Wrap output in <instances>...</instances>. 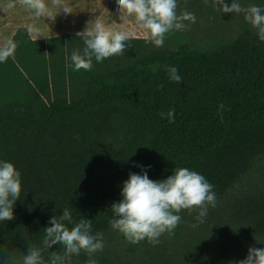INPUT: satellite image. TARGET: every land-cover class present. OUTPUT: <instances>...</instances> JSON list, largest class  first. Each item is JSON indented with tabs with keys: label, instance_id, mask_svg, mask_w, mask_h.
Instances as JSON below:
<instances>
[{
	"label": "trees",
	"instance_id": "1",
	"mask_svg": "<svg viewBox=\"0 0 264 264\" xmlns=\"http://www.w3.org/2000/svg\"><path fill=\"white\" fill-rule=\"evenodd\" d=\"M11 41L15 53L0 63V161L21 172L22 192L15 218L0 221V264H22L32 245L44 264L53 252L63 254V245L45 248L43 240L51 218L66 208L73 217L67 227L91 220L93 235L119 234L134 250L109 223L130 173L159 181L186 167L213 185L219 202L264 159V41L257 32L245 28L214 47L184 41L160 50L134 38L128 41L138 45L123 55L93 57L91 71H75L71 61L73 51L83 52V35L33 40L22 27ZM126 53L131 59L122 64ZM169 65L182 83L169 80ZM169 109L175 122L159 115ZM252 220L191 234L183 244L201 264H239L250 247L264 248V217ZM160 245L153 261L140 264H176L159 256ZM90 259L139 264L84 251L65 264Z\"/></svg>",
	"mask_w": 264,
	"mask_h": 264
},
{
	"label": "clouds",
	"instance_id": "2",
	"mask_svg": "<svg viewBox=\"0 0 264 264\" xmlns=\"http://www.w3.org/2000/svg\"><path fill=\"white\" fill-rule=\"evenodd\" d=\"M22 6L32 11L36 17H46L55 20L61 12L72 13V8L64 0H52L58 11L53 12L46 0H19ZM119 11L121 30H112L97 18L95 24L78 35H83L85 47L81 53L73 51L71 61L75 71L81 69L91 71L93 57L97 62H103L112 56L123 55L126 50V41L137 38L135 32L126 31L129 18L145 30L146 43L155 47H163L166 35L171 31L185 30L188 25L184 22H196L194 13L183 11L177 14V0H116ZM217 9L224 13H243L244 19L257 30L258 37L264 41V9L257 5L242 6L238 0H232L229 6L225 0H213ZM7 7L11 8L10 3ZM29 35L37 39L45 37L42 29L31 25L27 29ZM46 38V37H45ZM16 43L9 40L0 48V63L6 62L16 50ZM155 70V69H153ZM169 80L182 83L183 78L175 66L166 68ZM163 85H161V89ZM220 109L224 108L220 104ZM161 118L170 123L175 122V109L161 112ZM136 166V165H134ZM144 167V166H140ZM150 167V166H148ZM22 192L21 172L10 161H0V221H11L14 217V206L20 199ZM123 199L111 206L114 214L109 221L113 230L121 233L132 244L147 240L156 245L159 238L168 233L174 234L175 228L181 221L178 215L183 210L197 211V220L203 222L208 214L209 206H216V194L213 185L196 171L186 167L175 169L174 175L164 180H152L146 171L143 174L130 173L129 179L124 181L122 189ZM65 221L72 223L70 209H65L59 217L53 216L49 227L44 230L43 244L50 248L54 244H61L64 253L53 252L50 264H65V260L72 255H79L81 251L92 256L104 247L103 233L92 234L91 220L84 219L69 228ZM22 264H44L41 250L31 246L29 253L22 258ZM88 264H96L89 260ZM239 264H264V248L250 247L245 259Z\"/></svg>",
	"mask_w": 264,
	"mask_h": 264
},
{
	"label": "rangeland",
	"instance_id": "3",
	"mask_svg": "<svg viewBox=\"0 0 264 264\" xmlns=\"http://www.w3.org/2000/svg\"><path fill=\"white\" fill-rule=\"evenodd\" d=\"M230 6L232 0H225ZM238 2L247 7L249 5H257L264 9V0H238ZM177 14L183 11L194 13L196 22L191 23L185 21L188 25L185 30L171 31L166 35L163 47H155L151 43L141 42L146 48L167 49L174 47L179 42L193 41L201 47H214L223 42H229L235 39L245 28L257 32L244 19V14L240 13H224L217 9L213 4V0H177ZM132 24L126 30L131 29L136 33L137 38H144L145 30L132 17ZM118 21L123 22L118 18ZM126 47L130 45H138L130 41H126ZM131 55L126 53L120 59L122 64L130 61ZM178 215L181 221L174 230V234H163L156 245L149 243L147 240L141 241L140 248L138 243L132 244L134 250H128L123 243V239L119 234L111 235L103 238L104 247L102 251L96 252L98 255L110 253L113 257H117L121 262H142L143 259L151 260L152 255H158L156 249L162 243L165 247H160L163 253L161 257H171L176 260V264H201V258L196 250L188 252L185 240L192 238L190 235H198L200 231L208 232L212 229L227 231L233 223L238 220L239 224L252 222L254 218L264 217V159L259 161L255 169L248 175L244 176L229 191L228 195L221 201L216 203L213 208L209 206L208 214L203 222L197 220L198 210L189 212L183 210ZM232 221L230 225L229 222ZM230 225V226H229ZM235 227V226H232ZM125 239V238H124ZM126 240V239H125ZM139 244V245H140ZM161 246V245H160ZM203 260V259H202ZM156 264L155 262H151Z\"/></svg>",
	"mask_w": 264,
	"mask_h": 264
},
{
	"label": "crops",
	"instance_id": "4",
	"mask_svg": "<svg viewBox=\"0 0 264 264\" xmlns=\"http://www.w3.org/2000/svg\"><path fill=\"white\" fill-rule=\"evenodd\" d=\"M73 10L72 13L65 14L62 10L56 15L55 20L46 17H36L35 14L21 5L19 0H0V48L6 45V42L12 40L19 28L28 29L35 25L42 29L45 37L38 39H47L67 34H76L84 32L91 28L97 18H99L106 27L112 30H121L118 5L116 0H64ZM13 7H7L9 4ZM48 6L53 12L58 11L53 6L52 0H46ZM132 17L129 18L131 25ZM126 30V29H123ZM127 31V30H126ZM131 32H134L131 29ZM36 40L35 35H29Z\"/></svg>",
	"mask_w": 264,
	"mask_h": 264
}]
</instances>
